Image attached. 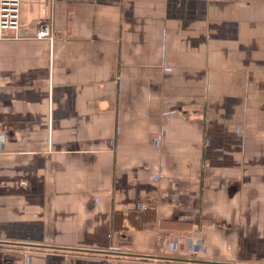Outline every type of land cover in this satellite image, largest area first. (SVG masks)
I'll return each instance as SVG.
<instances>
[{"label":"crops","instance_id":"crops-1","mask_svg":"<svg viewBox=\"0 0 264 264\" xmlns=\"http://www.w3.org/2000/svg\"><path fill=\"white\" fill-rule=\"evenodd\" d=\"M0 264H264V0H21Z\"/></svg>","mask_w":264,"mask_h":264},{"label":"built area","instance_id":"built-area-1","mask_svg":"<svg viewBox=\"0 0 264 264\" xmlns=\"http://www.w3.org/2000/svg\"><path fill=\"white\" fill-rule=\"evenodd\" d=\"M21 0H0V39L5 37L6 31H13L17 35L20 26ZM52 17L47 12L34 23L33 37L36 39L52 40Z\"/></svg>","mask_w":264,"mask_h":264}]
</instances>
